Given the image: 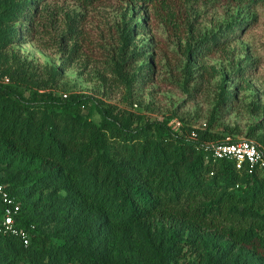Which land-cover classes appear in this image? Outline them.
<instances>
[{
  "label": "trees",
  "instance_id": "trees-1",
  "mask_svg": "<svg viewBox=\"0 0 264 264\" xmlns=\"http://www.w3.org/2000/svg\"><path fill=\"white\" fill-rule=\"evenodd\" d=\"M126 1L157 14L178 38L191 31L186 0ZM30 3L5 9V18L26 12L33 21ZM17 33L10 28L8 38ZM200 45L209 54L223 51L225 41ZM10 80L15 82L11 76L0 83V182L20 206L15 225L28 231L29 243L0 235V264H121L119 255L141 237L157 264L168 263L180 243L203 241L220 264L226 256L227 264H264V173L213 160L200 146L224 137L206 124L172 129L170 118L132 127L104 107H98L102 119L95 124L80 114L81 96L64 101L67 94L57 97L37 86L25 98ZM53 109L72 111V124L56 119ZM75 125L81 139L67 132ZM193 129L197 139H187ZM30 198L34 208L24 209ZM36 208L46 210L45 217ZM45 218L56 222L51 232L41 224ZM237 246L257 258L233 252Z\"/></svg>",
  "mask_w": 264,
  "mask_h": 264
},
{
  "label": "rangeland",
  "instance_id": "rangeland-1",
  "mask_svg": "<svg viewBox=\"0 0 264 264\" xmlns=\"http://www.w3.org/2000/svg\"><path fill=\"white\" fill-rule=\"evenodd\" d=\"M20 1L0 0V83L12 76L23 97L44 87L57 97L67 94L64 101L81 96L80 114L95 124L102 119L98 107H104L133 122L132 127L178 119L192 128L205 123L220 137L248 138L264 146V0H186L191 31L179 38L157 14L126 0L85 5L31 0L33 21L26 12L17 20L5 18L4 10ZM10 28L18 31L13 40ZM213 40L225 41L224 50H200L201 43ZM51 112L72 124V111ZM81 130L75 125L67 132L81 139ZM31 200L24 209L34 208ZM33 212L44 216L47 211ZM55 223L41 221L46 232ZM140 239L119 255L121 264L158 263ZM179 245L166 264H214L211 243ZM238 251L257 258L233 247Z\"/></svg>",
  "mask_w": 264,
  "mask_h": 264
},
{
  "label": "built area",
  "instance_id": "built-area-1",
  "mask_svg": "<svg viewBox=\"0 0 264 264\" xmlns=\"http://www.w3.org/2000/svg\"><path fill=\"white\" fill-rule=\"evenodd\" d=\"M8 77H4V82H8ZM66 97V94H63ZM182 123L178 119H172V129L179 130ZM202 127H195L204 129ZM187 139L196 140L198 137L195 129L185 134ZM200 146L210 152L213 160L226 159L234 163L236 169H245L248 173L258 170L264 173V146L248 138H237L233 140L229 136L218 141H206ZM20 206L16 198L9 193L5 184L0 182V235L16 236L23 245L29 243V233L26 229L15 225V217Z\"/></svg>",
  "mask_w": 264,
  "mask_h": 264
}]
</instances>
